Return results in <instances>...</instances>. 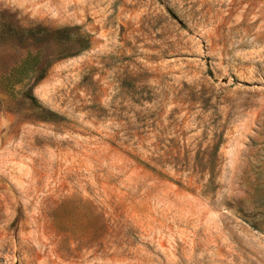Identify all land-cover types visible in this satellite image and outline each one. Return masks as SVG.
<instances>
[{"label":"rangeland","instance_id":"374dc122","mask_svg":"<svg viewBox=\"0 0 264 264\" xmlns=\"http://www.w3.org/2000/svg\"><path fill=\"white\" fill-rule=\"evenodd\" d=\"M0 11L88 41L0 83V264H264V0Z\"/></svg>","mask_w":264,"mask_h":264},{"label":"trees","instance_id":"16d2710c","mask_svg":"<svg viewBox=\"0 0 264 264\" xmlns=\"http://www.w3.org/2000/svg\"><path fill=\"white\" fill-rule=\"evenodd\" d=\"M74 29V37L66 41L59 36L63 30ZM85 41L82 43V38ZM71 44L70 51H62V44ZM88 44L86 34L78 31V26L49 27L41 24L20 25L3 11H0V56L5 57L6 69L0 73L2 81L10 84L13 98L25 100L38 111H49L37 103L29 89L15 90L14 86L30 77H41L46 67L54 60L73 54Z\"/></svg>","mask_w":264,"mask_h":264}]
</instances>
